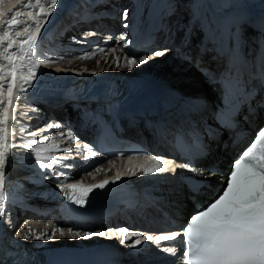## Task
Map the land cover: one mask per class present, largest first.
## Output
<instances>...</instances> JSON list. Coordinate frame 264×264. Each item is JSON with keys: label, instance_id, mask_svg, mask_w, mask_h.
<instances>
[{"label": "snow or ice", "instance_id": "obj_1", "mask_svg": "<svg viewBox=\"0 0 264 264\" xmlns=\"http://www.w3.org/2000/svg\"><path fill=\"white\" fill-rule=\"evenodd\" d=\"M4 0H0L2 4ZM31 0H25V3H21V0H16V5L19 7L30 6ZM45 3L52 9L56 10L58 0H45ZM36 4L40 5V0H36ZM40 15L43 17L46 23L51 16V12H44L39 9ZM9 17L12 19L8 22L0 21L4 27L10 23L16 28H20L23 25L17 21L14 17L16 15V7L8 10ZM4 16V12L0 11V17ZM128 16L127 10L123 12V19L126 20ZM29 27H35L36 32L28 33L23 44L31 43L32 50L28 53L29 56L36 57L34 66H37L45 61L41 60L35 50L36 42L39 39V34L43 28V24L31 21ZM125 27L127 25L125 24ZM3 27H0V31ZM76 41V37L72 38ZM7 42L9 48L14 46V42L4 36H0V45ZM103 50V49H98ZM163 52H154L153 55H163ZM10 67L13 70L10 72L9 79L11 83L7 84V90L9 97L8 104L12 103V91L16 87L17 75L13 66V61L9 57H5ZM23 59V54L21 55ZM63 59V57H60ZM149 57L143 56L142 59L137 60L136 54L133 53L131 59L127 61L128 70L131 71L134 67H139L141 64L147 63ZM55 62V61H47ZM119 66V63H117ZM95 73H93L94 75ZM31 79L21 81V87L18 89L19 93H27L29 88L32 87L34 80L36 79V72H30ZM4 78L0 76V81ZM5 87L4 83H0V88ZM19 99V97H18ZM3 112L5 118L7 116V109H0ZM50 127V126H49ZM25 129L21 128V132ZM69 137L72 136L71 132H68ZM38 138L34 137L29 143L36 142ZM6 140L3 136V128H0V217L5 215L4 204V189H5V164L6 157L12 155V153L6 154L4 151ZM10 147L13 149H27L28 145H20L15 143V137L11 141H8ZM87 147V146H86ZM65 151H71L65 149ZM38 170L42 173L48 170L54 179L60 183V176L56 174L55 166L63 165L64 167H71V165L65 164L67 158L63 157H51L49 163H42L41 157L37 152L32 157ZM156 159V157H153ZM169 165L173 162L169 161ZM177 167H183L191 172H199L200 170L193 166L192 162L177 165ZM171 170L175 172V167L163 168L157 167L152 169V173H162ZM209 175H214L212 169H209ZM67 178V177H65ZM121 177L117 176L115 180L104 181L99 185L93 186V188L104 189L106 185L115 183L120 180ZM78 185H70L68 189L61 188L60 191L64 194L69 192H75ZM83 195L76 198L77 204H83L87 199V193L92 191V188H82ZM111 231V229H109ZM61 236H64V230H60ZM116 231L124 233L127 230L125 228H117ZM171 231V235H159L156 237L155 243L159 245L162 242H175L179 239L183 251L180 253L181 264H264V128H260L251 142L242 150L241 154L234 158L229 165L226 179L223 182V187L211 198L210 201L197 208L189 217L187 223L181 227L180 231ZM74 237L91 238L92 231H86L83 234L79 231L73 232L71 228L68 229ZM55 230L45 236H37L35 239L40 240L47 238L53 239L55 236ZM19 238V232L16 233ZM23 239H29L25 236ZM152 236H148L147 240L152 241ZM132 240L131 236L125 235L124 240L120 243ZM141 244V241L137 238L132 240L129 247H136ZM168 254L176 255L177 249L175 247H169L166 249Z\"/></svg>", "mask_w": 264, "mask_h": 264}, {"label": "bare ground", "instance_id": "obj_2", "mask_svg": "<svg viewBox=\"0 0 264 264\" xmlns=\"http://www.w3.org/2000/svg\"><path fill=\"white\" fill-rule=\"evenodd\" d=\"M65 0H58V5L56 7V10H59L62 8L63 3ZM77 8H82L83 6H86L88 4V0H76ZM231 0H227L229 2ZM21 3H25V0H21ZM235 3V2H234ZM259 4H262L261 10L259 11L262 16H264V4L262 1L258 0ZM233 4V3H231ZM16 7V15L15 19L19 21L23 26L20 28H16L12 26L10 23L6 27H4L3 24H0V27H3V30L0 31V36L8 37L14 42V46L12 48H9L7 45V42L3 45H0V76H2L4 79L0 81V83H4L5 87L0 88V109H7V116L5 118V115L3 112H0V128H3V136L6 137V134L8 132H11L12 137L6 140L4 151L6 154L12 153V155L6 157V169L5 173L8 176L12 177H18V180L21 179L22 173L14 174L10 171V164H13L14 167H16L17 170H20L21 166L20 164L22 162H26V157L29 152H31L30 147L25 149H13L10 147V144L8 141H11L13 137H15V143L24 145H28V139L27 136L36 134V131L31 129L30 124L33 123V119H36V116H32L33 112L35 114H38L36 112V108L30 104V99L32 95H36V92L38 91V94H42L44 96L45 94V87L49 86L50 84L55 85L58 84L59 77H56L54 74L60 73L61 65H57L55 68L51 67H45V62L41 63L39 65L34 66V61L36 60V57L29 56L28 53L32 50L31 43L23 44V47H21L23 41L26 39L28 33L35 34L36 29L35 27H29L31 21L35 20L36 22H39L43 24V28L39 34V37L43 34L46 23L44 22L43 17L40 15L39 9H42L44 12H51L52 14L55 11H52V9L45 3V0H40V5L38 6L36 4V0H31L30 6L25 7H19L16 5V0H4L2 4H0V11L4 12V16L0 17V21L8 22L12 19V17H9L8 10L12 9L13 7ZM68 9L69 11H73V9L70 6L64 7ZM51 14V15H52ZM225 15H235L236 12L232 11L230 13L225 12ZM247 13H243L245 16ZM51 17V16H50ZM48 18V20L50 19ZM47 20V21H48ZM56 31V30H55ZM45 38V34L41 37V39L38 41L36 45V52L38 57L45 61V48H50V46L45 45V41L43 39ZM23 54V59H21V55ZM5 57H9L13 61V66L17 75V82L16 87L13 88L12 91V103L8 104L7 100L9 97V92L7 90V84L11 83L9 76L10 72L13 70V67H10L8 64V61L5 59ZM34 59V60H33ZM33 64H32V63ZM68 64H76L79 66L81 63H78V59L71 58L67 60ZM89 64V63H88ZM20 65H22V69H20ZM51 65V64H50ZM93 65V64H89ZM107 64H105L106 66ZM113 65H110L108 69H112ZM30 72H36V79L33 82V85L31 88H29L27 93H19L18 89L21 87V81L26 79H31V76L29 75ZM65 77V76H64ZM90 77H88L89 79ZM37 84V85H35ZM116 85H118L120 88L124 87H131L132 83L129 81H124L123 79H119L115 82ZM205 86H208L207 84H204ZM208 103L206 105H201V111L199 114L195 113L194 117H197L196 123L197 125L205 122V124L201 125V131L207 129V125H211L210 133L211 135H206L204 132V139H203V147L205 152L201 153V158L196 160V166L197 169H199V173L202 174V177L208 178L210 180L209 187L206 188V192L202 195V197L199 198V200L205 199L206 196H211L214 193V189L222 183L221 176L226 177V171L223 169L224 165L230 161L231 159L229 157L234 156L235 151L239 148L241 149L242 145L251 137L253 134L252 130H255L260 122L264 120V108H256L254 106V102L258 100V96L255 97V101H250V106L245 108V105H241V108L239 109L235 121L237 122V128L229 130L227 127H221L220 125L217 126L215 123L211 121L209 118L210 110L207 109L208 106L212 105V101L210 100V90L206 91ZM260 94V91H259ZM19 97V99H18ZM34 105V104H33ZM39 106V105H38ZM254 106V107H253ZM246 110L248 113H246ZM243 115H247L245 119H247V123L242 122L241 123V117ZM208 123V124H207ZM207 124V125H206ZM248 124L252 126L250 129L248 127ZM264 124V123H263ZM262 124V125H263ZM261 125V126H262ZM261 126L256 130L258 131ZM9 127L11 128V131H9ZM21 128H24L25 130L21 132ZM251 132V135L249 134ZM239 134H243V137H239L238 140H236L237 136ZM249 136V137H248ZM255 136V135H254ZM253 136V137H254ZM216 137V138H215ZM251 142V141H250ZM249 142V143H250ZM248 143V144H249ZM247 144V145H248ZM246 145V146H247ZM245 146V147H246ZM242 148L243 149H245ZM37 150V148H35ZM241 150V151H242ZM239 155V154H238ZM237 155V156H238ZM236 156V157H237ZM235 157V158H236ZM232 158V157H231ZM17 161V163L15 162ZM158 167H163L165 163H158ZM168 165H165L164 167H167ZM221 170L219 171L218 169ZM209 169H212L214 175H209ZM209 188H213V190H210ZM201 196V195H200ZM183 199H180L179 202H182ZM193 207V205L190 203V201L186 202L185 204L181 205L180 213L184 216H187L189 213V210ZM30 217V223L33 224L32 226L37 227L39 230L42 229L45 221H47V216L44 215L42 218L34 215L33 213L29 214ZM38 218L41 220L38 221ZM50 226H45L44 230L49 229ZM56 259H72L73 256L71 255H64V254H57L55 256Z\"/></svg>", "mask_w": 264, "mask_h": 264}, {"label": "rangeland", "instance_id": "obj_3", "mask_svg": "<svg viewBox=\"0 0 264 264\" xmlns=\"http://www.w3.org/2000/svg\"><path fill=\"white\" fill-rule=\"evenodd\" d=\"M234 1H237V0H231V1H229V3H234ZM35 85H37V84H35ZM205 90H206V91L210 90V87L206 86ZM210 100L213 101V94H210ZM263 122H264V120L258 124L257 128H259V127L262 125ZM257 128H256L255 130H253V134H252L251 137L248 139V141H246V142L242 145L241 148H244V147L247 145V143H248V142L251 140V138L254 136V133L256 132ZM238 152H239V151H237V152L234 154V156H231L232 159H234V158L236 157V155L238 154ZM231 157H229V158L231 159ZM228 168H229V167H228ZM228 168L226 169V172H228ZM191 211H192V210H191ZM191 211H190V212H191ZM30 230H31V228H30V229L28 228V229H25L23 232H24L25 234L29 235V234L31 233Z\"/></svg>", "mask_w": 264, "mask_h": 264}]
</instances>
